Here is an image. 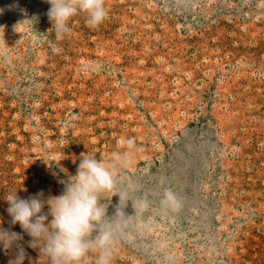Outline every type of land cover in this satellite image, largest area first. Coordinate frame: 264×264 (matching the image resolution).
Masks as SVG:
<instances>
[{
    "label": "rangeland",
    "instance_id": "rangeland-1",
    "mask_svg": "<svg viewBox=\"0 0 264 264\" xmlns=\"http://www.w3.org/2000/svg\"><path fill=\"white\" fill-rule=\"evenodd\" d=\"M105 6L57 36L46 0H0V229L21 237L0 264H48L6 199L58 196L86 152L114 165L107 215L130 200L111 264H264V0Z\"/></svg>",
    "mask_w": 264,
    "mask_h": 264
},
{
    "label": "clouds",
    "instance_id": "clouds-1",
    "mask_svg": "<svg viewBox=\"0 0 264 264\" xmlns=\"http://www.w3.org/2000/svg\"><path fill=\"white\" fill-rule=\"evenodd\" d=\"M46 2L50 5L47 17L57 36L69 31L68 22L77 14H83L90 27L100 25L108 15L105 0ZM126 144L129 149L133 146L131 140ZM114 160L126 165L127 155H116ZM113 166L86 152L80 157L75 175L62 182L64 189L58 196L45 198L43 192H38L24 199L17 196V191L8 195L7 212L11 223H18L31 237L29 246L38 248L48 264H84L90 252L96 254L95 264H111L117 234L126 222L124 208L130 202L127 193L113 192L119 201L114 214L111 217L107 215L102 198L104 193L114 188ZM138 203L141 210L147 207L143 201ZM160 203L165 209L179 207L178 198L170 189L162 192ZM19 239L21 237L17 233L0 229V244L4 248L11 247ZM23 259L24 252L20 249L10 264H22Z\"/></svg>",
    "mask_w": 264,
    "mask_h": 264
}]
</instances>
